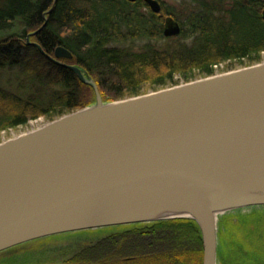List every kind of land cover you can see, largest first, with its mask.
<instances>
[{"label":"water","instance_id":"obj_1","mask_svg":"<svg viewBox=\"0 0 264 264\" xmlns=\"http://www.w3.org/2000/svg\"><path fill=\"white\" fill-rule=\"evenodd\" d=\"M95 94L93 105L0 143V253L51 236L194 221L203 264H218L219 217L264 207V62L104 102L73 54L53 56ZM142 2L160 14L159 0ZM264 20V12L262 13ZM165 39L182 26L165 19Z\"/></svg>","mask_w":264,"mask_h":264},{"label":"trees","instance_id":"obj_2","mask_svg":"<svg viewBox=\"0 0 264 264\" xmlns=\"http://www.w3.org/2000/svg\"><path fill=\"white\" fill-rule=\"evenodd\" d=\"M192 12L181 26L183 43L173 50L148 46L134 52L127 45L165 40L164 21L174 15L162 3L153 14L142 2L125 0H59L48 23L31 43L54 57L58 47L97 84L104 102H117L182 83L209 78L264 60V0H189ZM54 0H0V71L17 82L18 93L0 87V135L19 131L33 121L53 122L95 102L94 91L64 67L52 65L27 36L40 29ZM176 20V19H175ZM171 41L172 39H166ZM188 42V43H187ZM225 65V68H222ZM220 68V69H219ZM219 69V71H218ZM14 77V79L11 78ZM118 242L132 243L112 252V263L203 264V243L194 221L172 220L138 225ZM254 230L236 240L229 233L228 253L219 264H264L251 256ZM264 237V230H261ZM132 260H123L125 257ZM124 257V258H123ZM136 258V259H135ZM257 261V262H256Z\"/></svg>","mask_w":264,"mask_h":264},{"label":"flooded vegetation","instance_id":"obj_3","mask_svg":"<svg viewBox=\"0 0 264 264\" xmlns=\"http://www.w3.org/2000/svg\"><path fill=\"white\" fill-rule=\"evenodd\" d=\"M244 210L236 211L243 212ZM240 218L230 212L218 223V253L219 250L225 253L229 252L227 242L230 239V232L238 240V238L244 239V234L253 231L254 226L251 219L247 217L248 219L243 218L241 220ZM136 226H118L82 231L20 244V246L1 252L0 264H116L119 259H114L112 263L111 249L119 244L121 247H118L115 253H122L128 245L132 246V243L121 244L122 242H118L117 239L129 236L133 230L138 228ZM132 257H123V260H132L134 259ZM147 262L145 261V264ZM130 263L144 264L138 260Z\"/></svg>","mask_w":264,"mask_h":264},{"label":"rangeland","instance_id":"obj_4","mask_svg":"<svg viewBox=\"0 0 264 264\" xmlns=\"http://www.w3.org/2000/svg\"><path fill=\"white\" fill-rule=\"evenodd\" d=\"M161 3H164L167 8L170 9V12L174 15L175 19L177 22H179L181 25H183L185 23V21L187 20L188 16L194 12V4L191 3L189 0H159ZM184 28V26H182ZM183 43V40H180L179 37L178 38H172L171 41H167L165 40H160V41H153V42H136V43H130L127 45L128 49L134 51V52H141L144 51L148 46L155 48V50H173L174 48L178 47L179 45H181ZM188 43V42H187ZM264 62V60H263ZM222 68H225V65H223ZM239 68H241L240 66L236 69L233 70H238ZM220 69V68H219ZM218 69V71H219ZM231 70V71H233ZM228 72V71H226ZM226 72H222L219 74H223ZM217 74V75H219ZM9 74H6L0 71V87L4 88L5 91H11L14 93H18V86H17V82H11L10 84H8V80H9ZM12 79H14L13 76H11ZM152 92V91H151ZM149 92V93H151ZM148 93V92H147ZM46 122L43 120H38V121H33L30 122L28 124V127H26L25 129H19V131H12V132H3L0 135V143H3L9 139H13L21 134H25L27 132L33 131L35 129H38L42 126H46ZM233 214L236 215V217H241L240 219L242 220L243 218L246 219H251V221L253 222V226L255 227L254 230V247H256V251L253 250V253L251 254V256L257 257V258H264V237L261 235L264 230V207H254V208H249V209H245L243 212H233ZM228 215L225 214L223 216L219 217V220H221L222 218L226 217ZM233 216V215H231ZM248 217V218H247ZM222 250H219L218 253V262L220 261V256H221ZM253 259H244V262L250 264L252 263ZM257 262V261H256ZM264 262V261H263ZM220 263V262H219ZM218 263V264H219Z\"/></svg>","mask_w":264,"mask_h":264},{"label":"bare ground","instance_id":"obj_5","mask_svg":"<svg viewBox=\"0 0 264 264\" xmlns=\"http://www.w3.org/2000/svg\"><path fill=\"white\" fill-rule=\"evenodd\" d=\"M169 17V16H168ZM165 22V21H164Z\"/></svg>","mask_w":264,"mask_h":264}]
</instances>
